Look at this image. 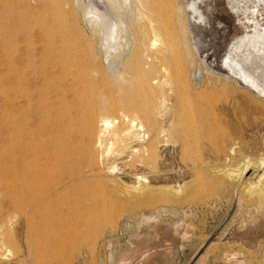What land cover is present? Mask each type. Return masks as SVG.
Listing matches in <instances>:
<instances>
[{
  "label": "rangeland",
  "instance_id": "374dc122",
  "mask_svg": "<svg viewBox=\"0 0 264 264\" xmlns=\"http://www.w3.org/2000/svg\"><path fill=\"white\" fill-rule=\"evenodd\" d=\"M61 1L0 0V69H3L5 62L11 57L24 55V50L28 47L42 50L47 46L56 45L64 48L63 50L69 47L65 50L66 52L70 50L67 55L68 53L70 55L71 51L74 53L77 51L76 57L80 55V64L81 62L84 64H77L79 67L76 69L74 67L80 76L85 74L89 76L94 65V70L101 71L104 78L106 75L110 79V76L120 72H124L127 78L135 76L132 75L131 63L138 51L140 53L142 50L139 42L140 26L138 29L135 20L129 17L126 19L131 31L123 33L126 42L128 41L123 53L106 56L102 52L100 38L85 26L80 11H75V0ZM256 1L260 12L257 18L263 24L264 6L262 7L259 0ZM169 2L176 9L177 6L183 8L187 1L158 0L157 3L161 7V20L164 19V23L168 24V32L172 36V38L169 36L172 41L169 42V54L165 61L168 62L170 59L169 61L180 60L181 63H186L184 65L186 75H183L186 79L183 80L187 81L183 83L185 90L181 92L183 103H180V107L182 104L183 106L178 109L176 117L184 127H181L186 136L184 141L191 145L187 154L181 157L178 153L183 141L181 135L166 138L167 145L160 149L161 152L159 150L162 163L159 164L158 160L155 165L156 170L160 168L158 171L164 176L155 178V185L164 190L165 187H177L189 180V200L177 197L172 202H166L163 195L166 192L163 190V193L158 191L154 196L156 198L153 199L157 201H148L149 204L139 202L141 200H136L139 199L137 197L129 199L124 195L128 191L126 188L129 189L134 181L131 178L133 176L129 174H132L133 169V174L139 173L141 168L136 167L135 163L130 165L136 157H132L129 151L121 156L111 155L105 163L117 166L118 172L115 177L119 183L114 185L110 182L111 184H107L106 187V183L103 181L101 183V180L97 179L91 181V185L89 182V186L86 183L80 186L82 188L67 189L59 199L61 203L63 197L64 203L58 205L53 203L54 205H50L52 210L48 208L49 206L46 211V207L42 209L41 213L44 215L50 210L48 214L53 213L56 216L55 210L62 206L61 222L49 218L48 222L52 221L50 225L53 228L50 227L45 231L46 234L43 233L40 237L27 240L21 223L13 220L15 242L8 245L11 252L4 253L6 260L3 259V263L11 264L14 259L20 257L24 258L22 264H36L35 260L31 261L25 254L29 244L39 242L38 247L36 245L38 249L30 248V253H38L39 250V253L49 258V264H264V191L254 197L242 192V200L239 201L237 194L234 193L235 188L232 190L231 185L225 186L236 183V178L241 177L244 160L255 159L259 156L258 152L261 154L264 152L261 151L264 148V97L251 92L222 70L224 69L222 59L234 38L242 33L243 29H239L238 24L244 22V18H238L231 12L230 0H197L203 18H197L187 26L184 14H179L175 9L172 12L168 6L171 5ZM63 4H69L70 7L67 8ZM177 22L185 26L183 29L188 28V49L192 55L189 59L181 60L177 53L176 41L184 39L183 29ZM70 25H74V29H70ZM86 43L92 48V65L84 61ZM43 59L42 57L37 60L42 63ZM97 76L99 78V75ZM189 85L196 95L200 94L195 102L199 104L201 101L200 104H206V115L208 114L209 119L212 118L206 133L194 135L195 138H192L190 144L187 107L197 98L189 99ZM177 89L175 88V91H178ZM164 90L168 91L167 96L171 94L168 88L165 87ZM111 91H104L105 100L117 105L119 97ZM8 116V113L5 114V119H8ZM2 121L0 109V149L4 138L1 132ZM6 138L5 142L8 145L10 137ZM188 167L189 170H186ZM142 172L141 170L139 174ZM237 173H240V176ZM230 174L233 175L232 179ZM257 175L262 173L257 172L255 176ZM114 186L117 188L114 189ZM76 198L81 205L75 204ZM66 207H70V210L65 209ZM76 216L87 219L91 224L90 229L84 231L75 229L71 220ZM33 240L37 243H33Z\"/></svg>",
  "mask_w": 264,
  "mask_h": 264
},
{
  "label": "bare ground",
  "instance_id": "6f19581e",
  "mask_svg": "<svg viewBox=\"0 0 264 264\" xmlns=\"http://www.w3.org/2000/svg\"><path fill=\"white\" fill-rule=\"evenodd\" d=\"M157 1L75 0L74 2L76 10L73 9L80 11L85 26L100 38L102 52L106 56L123 53V48L127 46L128 41L126 42V36L123 35L127 30L131 31L126 22L127 17L133 18L135 25L140 26V29L138 27L139 42L142 50L140 53L138 51L140 54L138 59H136L138 54L133 57L135 59L131 63L134 74L131 73L135 75L133 77L127 78L124 72H120L110 76V79L106 75L104 78L101 71L94 70L95 65L89 76L85 74L81 77L74 70V67L76 69L79 67L77 64H80V55L76 57L77 51L76 53L71 51L70 55L69 53L67 55L70 50L67 52L65 50L69 47L63 50L64 48L56 45L47 46L42 50L28 47L24 50V55L11 57L5 62L3 69H0V109L3 120L1 132L4 136L0 149V264H5L4 253H10L8 245L15 242L12 231L13 220L21 223L20 226L23 227L27 240L40 237L52 227L50 225L52 221L48 222L49 218L61 222L62 206L59 205L61 207L55 210L56 216L53 213L49 215L50 210L47 211L49 216L46 213L44 215L41 213L42 209L46 207V211L48 206L51 209L50 205H54L53 203L55 205L64 203L63 197L61 203L59 199L67 189H75L86 183L88 185L89 182L97 179L101 180V183H106L105 186L111 183L118 184L115 177L118 172L117 166L105 163L111 155L121 156L129 151L132 157H136L131 160L130 165L135 163V166L140 167L143 172L139 174L141 172L139 170V173L133 174V169L132 174H129L133 176L131 177L134 180L133 185L131 187L128 185L129 189L126 188L128 195H124L129 199L137 197L139 199H135L141 200L139 202L149 204L148 201L154 200L157 192L163 190L155 185V178L159 179L163 175L158 171L160 168L156 170L155 165L158 160L159 164L162 163L159 153L168 143L166 138L181 135L183 141L178 153L182 157L183 154L184 156L187 154L190 141L195 138L193 136L201 132L206 133L211 125L212 118L209 119L208 114L206 115V104H200L201 101L199 104L195 102L200 94L196 95L189 85V99H197L190 102L189 107L185 105L189 110L190 145L184 141L186 136L181 129L184 127L176 115L178 109L183 106L182 104L180 107V103H183L181 92L185 90L183 83L187 81L183 80L186 79L183 77L186 75L184 74L186 63L182 62V66L180 60L169 61V58L166 62L172 36L168 32V24L164 23V19L161 20V7ZM184 1L187 2L183 8L177 6L175 9L170 2L171 5L168 6L172 12L175 9L179 14H184V22L187 26L191 21L203 18L197 0ZM259 2L263 7L264 0ZM257 3L256 0H230L231 12L238 18H244V22L238 24L239 29L243 31L228 47L222 59L224 66L222 70L251 92L264 97V23L261 24L257 18L260 13ZM63 5L70 7L69 4ZM178 24L183 29L184 25ZM71 28L74 29V25H70ZM182 31L184 39L180 40L177 37V44L173 41L181 60L192 56L188 49V28ZM86 48L84 61L92 65V48L87 46V43ZM42 57L45 59L42 60L43 64L37 60ZM165 87L169 92L171 91V97L167 96L169 93L164 90ZM175 88H178V91H175ZM105 90L109 92L112 90L117 94L119 97L117 105L105 100ZM181 111L183 113L182 109ZM7 113L9 118L5 119ZM182 113H179V117ZM7 136L10 137L8 145L5 142ZM263 150L264 148L261 151ZM258 153L257 158L243 161L241 177L236 178L237 180L233 179L236 183L225 185L226 187L231 185L232 190L235 188L234 193L237 194L239 201L242 200V192L254 197L264 191V152ZM186 170H189V167ZM257 172H261L262 175L255 176ZM113 188L116 189L117 186ZM163 191L166 192V194L162 192L166 202H172L177 197L189 200V180L177 187H165ZM77 198L75 204L81 205L80 199L78 198V201ZM67 204L71 206L69 202ZM65 209L70 210V207ZM71 221L72 226L80 231L91 227L90 222L81 217L76 216ZM62 224L64 226V223ZM56 225L58 227V222ZM37 241L33 240V243ZM38 243L29 244L25 256L31 258V261L35 260L36 264H49V258L39 253V250L38 253H30V248L38 249ZM23 259L17 257L11 264H22Z\"/></svg>",
  "mask_w": 264,
  "mask_h": 264
}]
</instances>
